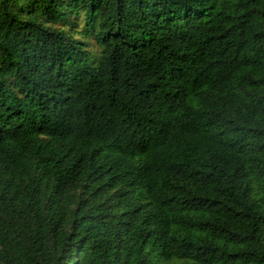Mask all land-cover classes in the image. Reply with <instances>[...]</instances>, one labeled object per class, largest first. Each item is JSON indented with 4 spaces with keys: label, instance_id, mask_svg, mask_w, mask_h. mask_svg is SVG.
<instances>
[{
    "label": "trees",
    "instance_id": "16d2710c",
    "mask_svg": "<svg viewBox=\"0 0 264 264\" xmlns=\"http://www.w3.org/2000/svg\"><path fill=\"white\" fill-rule=\"evenodd\" d=\"M0 264H264V0H0Z\"/></svg>",
    "mask_w": 264,
    "mask_h": 264
}]
</instances>
